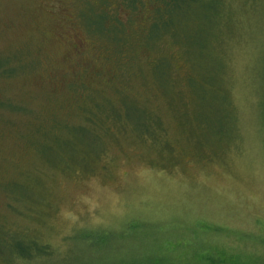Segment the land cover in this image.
Returning <instances> with one entry per match:
<instances>
[{
    "label": "rangeland",
    "instance_id": "rangeland-1",
    "mask_svg": "<svg viewBox=\"0 0 264 264\" xmlns=\"http://www.w3.org/2000/svg\"><path fill=\"white\" fill-rule=\"evenodd\" d=\"M126 1L0 0V264H264V0Z\"/></svg>",
    "mask_w": 264,
    "mask_h": 264
},
{
    "label": "trees",
    "instance_id": "trees-1",
    "mask_svg": "<svg viewBox=\"0 0 264 264\" xmlns=\"http://www.w3.org/2000/svg\"><path fill=\"white\" fill-rule=\"evenodd\" d=\"M159 1H161V0H159ZM127 2V4H128V6H130V8L133 6V8L134 7H136L137 6V3L139 2V0H127L126 1ZM189 2H197V0H190ZM164 3H165V6L167 7L168 6V9L169 10H173V14H174V11L175 10H180V9H182V12H187V10H186V8H185V6L186 5H188V2L185 4V0H164ZM165 10V11H163L164 10V8H162V10H161V12H158L157 14H156V16H157V18L158 19H156V20H154V24H153V26L155 27V29H158V28H165V29H168V28H170L171 26H175V21L176 20H173V19H171L168 15H169V13H170V11L169 10ZM98 17H103L102 19H101V25L105 22V21H107V19H108V21L107 22H109L110 20H109V18L108 17H106V19H105V17L103 16V15H101V14H99L98 15ZM102 20H103V23H102ZM99 22V21H98ZM106 22V23H107ZM109 24V23H108ZM87 135V134H85V133H81L80 134V131L78 132V135ZM70 145H67V147H69ZM16 245H15V247H13V250L14 251H12L14 254H16V255H18V256H25V254H23L22 252H17V250H16ZM41 250V249H40ZM39 249H38V252L40 251ZM29 254H27V256H28ZM32 255V254H31ZM31 255H29V256H31Z\"/></svg>",
    "mask_w": 264,
    "mask_h": 264
}]
</instances>
